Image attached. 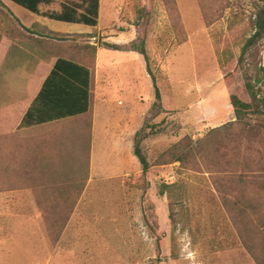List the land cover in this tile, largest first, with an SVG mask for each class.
Returning a JSON list of instances; mask_svg holds the SVG:
<instances>
[{
    "label": "rangeland",
    "instance_id": "obj_1",
    "mask_svg": "<svg viewBox=\"0 0 264 264\" xmlns=\"http://www.w3.org/2000/svg\"><path fill=\"white\" fill-rule=\"evenodd\" d=\"M262 1L102 0V51L115 43L123 52L132 44L143 47L149 70L143 56L108 52L128 63L127 76L135 72L134 103L96 102L94 82L93 153L94 110L84 119L89 147L83 153L41 156L46 163L37 156L13 163L0 155V230H42L37 238L51 250L87 243L80 253L112 264H264V128L259 118L249 126L236 122L231 104L233 95L251 102L245 83L264 67V39L239 63ZM16 8L19 17L28 15ZM48 26L60 33L92 31ZM89 42L80 48L93 55ZM29 65L6 61L0 110L29 98ZM150 74L161 108L154 107ZM105 127L120 136L118 154L100 147ZM52 128L17 133L15 126L7 133L18 142ZM141 128L158 132L142 142L146 175L133 153Z\"/></svg>",
    "mask_w": 264,
    "mask_h": 264
},
{
    "label": "crops",
    "instance_id": "obj_2",
    "mask_svg": "<svg viewBox=\"0 0 264 264\" xmlns=\"http://www.w3.org/2000/svg\"><path fill=\"white\" fill-rule=\"evenodd\" d=\"M64 2L66 0H48L40 9L46 12L60 11ZM9 4L14 5L15 8H11ZM16 7L24 10L28 15L24 14L22 17H19L14 12V9H17ZM103 16L102 0H100L99 23L97 27H88L92 28V31L86 32L60 33L49 29V23L56 21H52L43 16L33 15L8 0H0V27H2L0 33L3 35V47L1 50H4L1 55L4 61L0 68V74L3 68H6V61L23 59L29 60L30 63L29 67H26L29 98L25 102H19L6 108L4 111H14L16 113L17 124L15 126H17V133H24L39 128L55 127L43 134L32 137H19V141L24 145L23 150H21L22 154L72 155L83 153L81 149L87 147L86 134L88 129L83 125L85 122L84 119H89V116L95 109V101L93 98L94 82L99 94L96 102L107 99L112 102V105L119 108H129L134 103L136 84L134 79L136 74L134 72L132 78L131 76H127L131 74L128 63H122L123 61H119L118 56L109 53L121 52L129 56L140 54L133 51H114L107 47L109 44H106L105 47L111 51H102L100 41L103 37L101 29ZM28 21L29 23H27ZM62 24L71 27H87L68 23ZM22 26L28 31L23 30ZM12 31L15 33H12ZM93 40L94 42H91ZM16 42L23 43L30 50H26L25 47H17L15 45ZM83 42H89L92 47H96L93 55H90L80 48V44ZM114 45L119 44L115 43ZM59 58L76 60V64L81 66L84 64L90 71V103L88 113L19 129V125L41 92L44 82L54 69ZM130 79L131 82L129 81ZM93 113L91 153L94 152L96 147L94 132L97 116L95 110ZM76 123H82V125L78 127H67L68 125ZM99 140L101 141L100 147L103 149H111V152L114 154L120 152L123 144L120 136L113 135L112 130L109 131L106 127ZM41 232L42 230H0V264H112V261L104 260L100 262L89 259L86 254L80 253L81 251L88 250V247L91 246L87 243L58 244L51 250L47 244H41L39 242L37 236L42 234ZM46 252H48L47 258L44 257Z\"/></svg>",
    "mask_w": 264,
    "mask_h": 264
},
{
    "label": "trees",
    "instance_id": "obj_3",
    "mask_svg": "<svg viewBox=\"0 0 264 264\" xmlns=\"http://www.w3.org/2000/svg\"><path fill=\"white\" fill-rule=\"evenodd\" d=\"M15 5L25 9L33 15L43 16L52 21L84 25L87 27L95 28L99 23V11L100 0H66L62 5L60 11H42L40 7L47 3L48 0H8ZM23 27V26H22ZM23 30L28 31L26 28ZM12 33H15L12 31ZM264 39V0L262 1L254 21V34L247 41L242 49L240 64H243L244 59L248 52ZM3 35L0 33V67L4 61L2 58L1 50L3 45ZM107 47L114 51H121V48L117 45H107ZM126 51L137 52L142 55L147 64V70H149V58L146 50L137 48L132 44L124 49ZM76 61V60H75ZM73 59L59 58L54 66V69L44 82L41 92L29 108L24 119L19 125V129L32 127L36 125H42L56 120L75 117L83 115L89 111L90 103V71L87 66L76 64ZM77 62V61H76ZM85 66V67H84ZM153 81V87L155 90V96L158 101L154 107L161 108L159 102L161 101L160 91L157 86L155 77L150 74ZM245 91L251 98V102H246L241 98L233 95L231 96V104L234 108L236 122L249 126V120L253 118H259L261 120V128H264V67H260L256 74V77L252 80H247L245 83ZM17 124L16 113L14 111L5 112L0 111V155L6 153L8 157H13V163L17 161H31L27 158L34 156L37 160L42 159V163H46L43 155H31L23 154L20 156L21 150L24 145L14 139V137L7 132L14 131ZM89 127V126H88ZM158 132L152 130L147 132L146 128H141L136 134L134 139V156L139 161L143 174H147L150 170V164L148 158L143 153L142 142L151 134H157ZM37 145V143H36ZM26 147V146H25ZM89 145L87 144V148ZM176 146H173L169 151L173 153L176 150ZM174 154V153H173ZM38 158H37V157ZM16 159V161H15ZM38 159V160H39ZM22 162V163H23ZM27 163V162H26ZM3 166L0 167V169ZM17 169V168H6ZM166 187V186H165ZM165 189H161V194H164Z\"/></svg>",
    "mask_w": 264,
    "mask_h": 264
}]
</instances>
